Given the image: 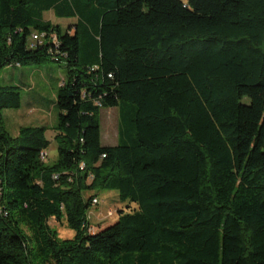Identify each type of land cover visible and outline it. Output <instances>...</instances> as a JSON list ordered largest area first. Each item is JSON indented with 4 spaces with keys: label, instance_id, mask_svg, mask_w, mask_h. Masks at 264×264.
<instances>
[{
    "label": "trees",
    "instance_id": "obj_1",
    "mask_svg": "<svg viewBox=\"0 0 264 264\" xmlns=\"http://www.w3.org/2000/svg\"><path fill=\"white\" fill-rule=\"evenodd\" d=\"M53 60L52 164L0 83V264H264V0H0V71ZM100 191L127 210L92 225Z\"/></svg>",
    "mask_w": 264,
    "mask_h": 264
},
{
    "label": "rangeland",
    "instance_id": "obj_2",
    "mask_svg": "<svg viewBox=\"0 0 264 264\" xmlns=\"http://www.w3.org/2000/svg\"><path fill=\"white\" fill-rule=\"evenodd\" d=\"M185 1V0H184ZM45 18L65 29L74 24L76 19L59 18L53 11L45 13ZM65 61H47L37 66L23 65L21 68L5 67L0 71V83L17 84L20 86L21 106L4 110V119L8 131L17 135L21 126L48 125L46 133L50 141L48 147V164L58 158V145L54 140L55 131L52 126L56 123L59 110L56 106V94L66 74ZM31 108H37L36 110ZM42 108L46 113H41ZM118 109H102L100 113L101 139L104 145H116L118 142ZM98 203L89 213L92 225L103 221L112 222L117 219L118 209L127 210L125 204L119 202L116 191L98 192ZM51 225L57 229L61 238L74 236V231L68 228L66 222L51 220Z\"/></svg>",
    "mask_w": 264,
    "mask_h": 264
},
{
    "label": "built area",
    "instance_id": "obj_3",
    "mask_svg": "<svg viewBox=\"0 0 264 264\" xmlns=\"http://www.w3.org/2000/svg\"><path fill=\"white\" fill-rule=\"evenodd\" d=\"M38 43H42L41 36L38 33H34L31 38L32 47L36 46ZM47 157V152L45 151V159ZM97 202V200H95Z\"/></svg>",
    "mask_w": 264,
    "mask_h": 264
},
{
    "label": "crops",
    "instance_id": "obj_4",
    "mask_svg": "<svg viewBox=\"0 0 264 264\" xmlns=\"http://www.w3.org/2000/svg\"><path fill=\"white\" fill-rule=\"evenodd\" d=\"M32 109L36 110L37 108H31L30 110H32ZM41 113H42V114H43V113H46V110H45L44 108H42ZM31 125H32V124H31ZM34 125H35V124H34Z\"/></svg>",
    "mask_w": 264,
    "mask_h": 264
},
{
    "label": "bare ground",
    "instance_id": "obj_5",
    "mask_svg": "<svg viewBox=\"0 0 264 264\" xmlns=\"http://www.w3.org/2000/svg\"><path fill=\"white\" fill-rule=\"evenodd\" d=\"M17 65H20V64H17ZM96 203V202H95Z\"/></svg>",
    "mask_w": 264,
    "mask_h": 264
}]
</instances>
